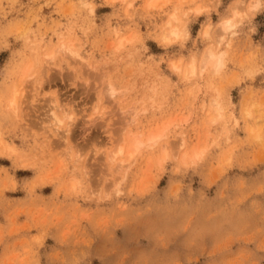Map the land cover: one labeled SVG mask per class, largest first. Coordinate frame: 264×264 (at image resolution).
Masks as SVG:
<instances>
[{
  "label": "rangeland",
  "instance_id": "rangeland-1",
  "mask_svg": "<svg viewBox=\"0 0 264 264\" xmlns=\"http://www.w3.org/2000/svg\"><path fill=\"white\" fill-rule=\"evenodd\" d=\"M253 2L0 0V264H264Z\"/></svg>",
  "mask_w": 264,
  "mask_h": 264
},
{
  "label": "bare ground",
  "instance_id": "bare-ground-1",
  "mask_svg": "<svg viewBox=\"0 0 264 264\" xmlns=\"http://www.w3.org/2000/svg\"><path fill=\"white\" fill-rule=\"evenodd\" d=\"M153 4H154L153 1L149 2V6H151ZM260 6H261V0H254V2L250 6V9H251L252 12L256 13L259 10ZM173 18L178 20L179 16H173ZM168 23H169V25H172L171 21H169ZM234 26H235V24H234V21H233L232 18H226L224 21L221 22V27L220 28H222V30H221L222 33L220 34V38H219V40H220L219 42L220 43H223L225 41L228 33L236 32L234 29L231 30L232 28H234ZM172 35H174L176 37H182L183 38V37H186V36L189 35V31H188V29L186 27L179 28L177 26H169V28H167L165 33H164V37L165 38H170ZM72 46H70V43H68V44L64 43L63 44V50L66 49V50L72 52L73 51V48H71ZM52 55L53 54H51V53L48 54V56H50L51 58L54 56V55L53 56ZM75 56H77L79 58H83L80 53L75 54ZM225 56H226V51L225 50H222V49L221 50H216L215 48L210 47L208 49V51H207L205 60H206L207 63H210L211 65H214V67L219 69V68H221L224 65ZM50 59L48 58V60H50ZM191 65H192V70L195 71L196 70L195 61H193L191 63ZM110 92H111L112 95H115L116 89L113 86H111L110 87ZM16 97H14V99L12 100V102H11V103H13L12 105L16 104V102H17V98ZM53 102H54V108L52 110V118H53V120H55L54 122H56V124H57L56 128H59L58 125H62L65 122V119H68V121H66V125H68L70 123V120L72 119L73 114L70 112V110H68L63 104L59 103L57 100H53ZM218 109L220 110L219 107H218ZM61 114H63L64 117ZM64 132H65V134H68L70 132V128H68L66 126V128L64 129ZM157 138H159V134H157V135L154 134V135H152L150 137V141L151 142L153 140L154 141L155 140L158 141ZM137 140L138 139H136V141ZM157 141L154 142V144L157 143ZM139 142L141 143V141L138 140V142H136L135 145L137 144L139 146V145L142 144V143L140 144ZM6 145H8L6 147L13 148L10 143H8ZM123 152H124V147L122 146L119 149V151L115 155L112 156L113 160H116L117 159V155L123 154ZM131 152L132 151H130V154L133 155V152L132 153ZM123 160H121L119 162L120 163L119 166H118L119 169H123L126 166L125 165V161H123Z\"/></svg>",
  "mask_w": 264,
  "mask_h": 264
}]
</instances>
